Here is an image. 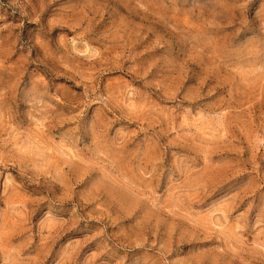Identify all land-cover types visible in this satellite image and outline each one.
I'll list each match as a JSON object with an SVG mask.
<instances>
[{
	"label": "rangeland",
	"instance_id": "374dc122",
	"mask_svg": "<svg viewBox=\"0 0 264 264\" xmlns=\"http://www.w3.org/2000/svg\"><path fill=\"white\" fill-rule=\"evenodd\" d=\"M0 264H264V0H0Z\"/></svg>",
	"mask_w": 264,
	"mask_h": 264
}]
</instances>
